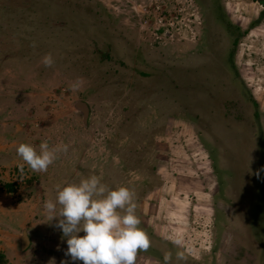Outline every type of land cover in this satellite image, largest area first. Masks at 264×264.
I'll return each mask as SVG.
<instances>
[{"label":"rangeland","instance_id":"1","mask_svg":"<svg viewBox=\"0 0 264 264\" xmlns=\"http://www.w3.org/2000/svg\"><path fill=\"white\" fill-rule=\"evenodd\" d=\"M243 93L257 105L252 127L237 119L248 114ZM231 97L240 108L224 107ZM45 139L68 145L47 172L24 164L0 175L8 264H73L56 219L29 209L91 174L134 192L151 241L136 264H163L167 252L171 264H264V0H0V150L23 164L16 146Z\"/></svg>","mask_w":264,"mask_h":264},{"label":"clouds","instance_id":"2","mask_svg":"<svg viewBox=\"0 0 264 264\" xmlns=\"http://www.w3.org/2000/svg\"><path fill=\"white\" fill-rule=\"evenodd\" d=\"M41 62L45 67H51L55 59L48 53ZM81 83L76 81L71 88L79 89ZM67 151L68 145H50L47 139L38 147L26 142L16 146V153L24 162L20 164L21 170L27 164L33 172H47L59 154ZM136 207L134 192L129 187L110 186L96 174L57 186L55 198L47 199L43 204L47 222L56 219L53 227L60 229L66 239L65 255L73 264L76 261L83 264H136L138 252L147 251L151 246L148 235L140 227ZM173 243L182 246L179 237ZM176 259L183 260V254L178 252ZM171 261L172 253H165L163 264H171Z\"/></svg>","mask_w":264,"mask_h":264},{"label":"trees","instance_id":"3","mask_svg":"<svg viewBox=\"0 0 264 264\" xmlns=\"http://www.w3.org/2000/svg\"><path fill=\"white\" fill-rule=\"evenodd\" d=\"M215 5H217L216 7V11L217 12H221V7L219 6V3H214ZM221 18H223L226 22H228V25L229 24V21L225 19V16L223 15V13L221 12ZM220 20V18H219ZM231 26V25H230ZM237 31H238V28H235ZM243 34V32H242ZM233 43H235V40H233ZM232 66V65H231ZM163 74V73H162ZM163 77V76H162ZM183 77L186 79V77L183 75ZM179 79V77H178ZM197 86H200V85H197ZM193 95H195L193 93ZM243 95L245 96L246 100L248 101V109H247V112L248 114H244V113H240L239 115H237V119L238 121L242 124L244 120H247L248 122H250V119L252 120L250 125L252 127V122L254 125H257V116H258V113H257V109H256V102H254V100L249 96L248 93H243ZM235 99L234 98H228L225 102H224V107H227V108H240V104L238 103V101L234 102ZM200 103V101H197L196 102V105H198ZM204 105H206L204 103ZM243 105V104H242ZM213 104L210 103L209 104V109L210 111L213 110ZM193 107H195V105H193ZM242 109H245V107H243ZM247 125V124H246ZM261 140V139H260ZM261 144L258 145V147L256 148V153L258 155V162L256 163L257 164V171H258V174L259 175H264V140H261ZM241 169L239 172V175H248L247 173L250 174V171H248V165H245V163H247V161L244 159V158H241ZM249 164V163H247ZM259 177V180L262 179V176H258ZM258 181V179H256ZM259 182V181H258ZM258 184V183H257ZM8 187L12 189V184L11 183H7ZM257 188L261 189V186L260 184L256 185ZM9 190V189H7ZM255 192H258V195H260L261 191L260 190H257ZM257 195V196H258ZM262 196V194H261ZM252 218H254V216H251V221H252ZM263 229V228H262ZM0 264H8L7 263V260L5 259V256L3 254L0 253Z\"/></svg>","mask_w":264,"mask_h":264},{"label":"crops","instance_id":"4","mask_svg":"<svg viewBox=\"0 0 264 264\" xmlns=\"http://www.w3.org/2000/svg\"><path fill=\"white\" fill-rule=\"evenodd\" d=\"M7 143H9L8 141H6ZM5 147H9V146H5L4 145V147H2L3 149H1L0 151H2L3 150V152H4V154L8 151V149L6 148L5 149ZM10 148V147H9ZM5 156H6V154H5ZM8 156H6V160L2 163V164H0V175H1V172H2V170H5V172H7V170H9V168L10 167H12V166H16V167H19L20 166V164H22L21 162H18V158L16 157V156H11V157H8ZM6 176V178H7V175H5ZM27 177V176H26ZM10 179V178H9ZM23 179V178H22ZM7 180H8V178H7ZM4 184H6L7 185V183H4ZM36 185V184H35ZM37 186V185H36ZM7 187H8V185H7ZM14 190H15V192H14ZM42 191V190H41ZM16 192H17V190L16 189H14L13 188V184H12V189L11 188H9V190H7L6 189V193L7 194H10V195H16ZM46 195H48V197L49 196H53V193H51V194H46V193H43V192H41L40 193V195L39 196H35V197H37V199L39 200V201H36L37 199H35V200H30V201H32V204H31V206H30V209H29V212H31V214L34 212V214H36L35 216L36 217H38V218H42V217H44V214L46 215V212H45V210H44V208H43V204H44V202L47 200V198H46ZM35 208H39V209H35ZM30 217H31V215H30ZM32 219H35V217L34 218H32ZM26 220H29V221H31V219H29L28 217L26 218ZM34 225H36L35 223H34ZM19 226H20V233L19 234H17V237H18V240L21 238V235H22V232L23 231H25L26 232V234L28 233V228H27V230L26 229H24V227L23 226H21V224H19ZM10 233H12L11 235L12 236H14V235H16V234H14L13 232H10ZM41 245H43L42 246V248L44 249V247H46V245H49V243L47 242V241H42V244ZM46 250H48V249H46ZM2 254V253H1Z\"/></svg>","mask_w":264,"mask_h":264},{"label":"water","instance_id":"5","mask_svg":"<svg viewBox=\"0 0 264 264\" xmlns=\"http://www.w3.org/2000/svg\"><path fill=\"white\" fill-rule=\"evenodd\" d=\"M74 109L80 110L79 112H83V116H86L87 108L85 104H80V102L76 103L74 106ZM28 244V237L25 231L22 232L21 238H20V245L22 248H24Z\"/></svg>","mask_w":264,"mask_h":264}]
</instances>
